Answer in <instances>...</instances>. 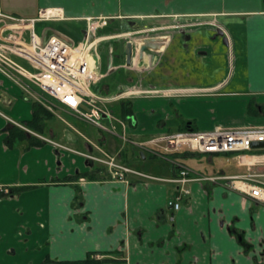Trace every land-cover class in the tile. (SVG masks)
<instances>
[{
	"label": "crops",
	"instance_id": "obj_1",
	"mask_svg": "<svg viewBox=\"0 0 264 264\" xmlns=\"http://www.w3.org/2000/svg\"><path fill=\"white\" fill-rule=\"evenodd\" d=\"M45 9H59L65 20L38 22L44 24L39 35L44 40L60 35L52 25L84 24L85 36L88 18L109 19L101 30L126 20L186 23L174 26V37L163 41L160 50L132 61L140 70L148 54L160 57L139 88L128 86L133 80L111 88L106 80L112 73L94 87L96 93L111 96L137 89V95L122 99L130 103V119L120 114L122 101L111 109L124 127L102 120L115 126L120 139L125 134L144 143L217 126H264V0H0V12L18 19L37 18ZM35 106L46 109L0 74V113L25 127L0 115V185L38 186L0 200V264H41L46 258L78 261L93 253L120 264H264V206L224 182L190 183L191 195L180 210L174 213L168 207L178 188L170 182L179 174L175 163H184L192 177L242 176L250 170L264 172L261 148L238 156L186 148L167 153L151 147L153 154L149 148L100 139L101 129L90 124L103 146L87 141L85 152L74 148V141L71 147L59 143L66 126L79 133L53 111L52 118L42 121L47 123L46 133L32 130ZM104 149L146 177L128 174L125 181L113 179L107 167L80 154L101 156ZM147 156L171 168L161 165L155 173L136 170L133 165L140 158L147 162ZM99 169L97 180L63 182Z\"/></svg>",
	"mask_w": 264,
	"mask_h": 264
},
{
	"label": "built area",
	"instance_id": "obj_2",
	"mask_svg": "<svg viewBox=\"0 0 264 264\" xmlns=\"http://www.w3.org/2000/svg\"><path fill=\"white\" fill-rule=\"evenodd\" d=\"M63 20H65L64 16L59 9L41 10L34 19H18L0 12V74L20 87L29 97L40 101L50 111H53L54 105L46 99V96L103 131L111 132L116 129L115 126L109 127L102 123L103 119L119 122L124 127V123L112 113L110 105L126 97L137 95L138 92L131 90L111 96L93 90V87L105 78L100 69L99 45L108 38L101 37L99 32L108 26L109 19H86L87 29L84 40L79 42L64 35H51L46 40L37 35L36 23ZM32 86L45 96L39 95ZM0 115L11 124L25 128L6 115L2 113ZM121 138L125 143L142 149L162 147L167 153H177L186 148L209 155L241 156L253 151L254 143H264V126L244 128L217 126L207 132L170 134L144 143L132 141L125 134ZM260 150L264 151V148ZM100 152V157L80 154L107 167L113 179L125 181L128 174L146 177L120 164L118 155H109L102 150ZM151 152L156 154L154 150ZM175 165L179 174L170 182L175 183L178 188L168 202V207L173 209L174 213L180 210L183 200L191 195L189 184L196 181L224 182L230 189L264 206V172L250 170L245 175L235 177H192V171L184 163L178 162ZM8 193L9 187L0 185V198ZM170 221H174V216ZM104 258L105 256L101 254L94 256L96 260Z\"/></svg>",
	"mask_w": 264,
	"mask_h": 264
},
{
	"label": "rangeland",
	"instance_id": "obj_3",
	"mask_svg": "<svg viewBox=\"0 0 264 264\" xmlns=\"http://www.w3.org/2000/svg\"><path fill=\"white\" fill-rule=\"evenodd\" d=\"M205 22H211L210 19L206 18ZM191 23V22H188ZM186 24L183 21L175 20V19H154V20H146V21H137V20H126L118 22L111 26L109 30H101L99 35L101 36H108L114 37L118 36V38H114L115 40H106L99 45V52L101 59L100 62V69L101 72L105 75L106 73H112L111 76L106 80L108 85L114 89V84H118L120 82H126V80H133L132 85L128 86H136L139 88L140 84L143 83L144 79H148L150 73L157 67L156 64L158 63L160 57L158 55H152L151 53L146 57V65L143 66L140 70L135 65L131 67L126 66V59H125V50L124 45L127 42H132L135 49L134 60L137 63L141 60L140 56L137 52H140V44L147 38H153L154 35H158L162 41L166 42L167 38H173V28L174 26H178L181 28L182 25ZM46 25V24H45ZM180 25V26H179ZM44 24L37 23L35 25V30L37 35H42V29ZM58 30L60 35H64L72 39L73 41H82L84 40V24L75 23L74 25H70V27L66 25H52ZM65 26V27H64ZM151 27H159L161 29H151ZM103 29V28H102ZM184 38L186 36H183ZM155 38V37H154ZM149 53V51H147ZM106 77V75H105ZM104 78L98 86L101 85L105 81ZM35 89V87H34ZM37 92L41 95V91L37 89ZM95 91V88L93 87ZM132 90V89H130ZM134 90V89H133ZM132 90V91H133ZM137 91V89H135ZM96 92V91H95ZM127 93V92H126ZM115 96L116 94L113 93ZM45 95H43L44 97ZM46 99L52 103V109L55 115L61 120L63 123L64 121L73 127L79 135L71 130L70 127L66 126L63 129L62 137L59 140L60 144H63L67 147H71L74 143V148L88 152L86 149V145H88L87 141L94 140L95 143L101 147L103 146L102 143L97 141V137L99 136L100 139L106 138L107 141H113L118 145L124 144V141L121 140L118 136H120V132L118 130H111V132L103 131L99 132L97 136V131L95 128L90 126V123L87 121L82 120L81 118L77 117L73 112L65 107L60 106L57 104L55 100L46 96ZM121 101V100H120ZM119 101V102H120ZM118 102L113 103L110 105V109L117 105ZM65 110V112H64ZM66 125V124H65ZM186 133V132H185ZM191 133V132H187ZM98 137V138H99ZM93 141V142H94ZM90 144V143H89ZM107 151L106 153L112 155V151L108 149H104ZM100 157V155H98ZM155 158H151L147 156V162L143 161L141 158L133 165V167L138 170L150 169L154 173L160 169L161 165H164L165 168L169 169L171 166L165 162L164 160H154ZM165 163V164H163ZM2 198H0L1 200ZM107 264V263H106Z\"/></svg>",
	"mask_w": 264,
	"mask_h": 264
},
{
	"label": "trees",
	"instance_id": "obj_4",
	"mask_svg": "<svg viewBox=\"0 0 264 264\" xmlns=\"http://www.w3.org/2000/svg\"><path fill=\"white\" fill-rule=\"evenodd\" d=\"M35 107L36 108H35V112H34V119L31 122H29V126L32 128V130L37 131V132H39L41 134L44 133V132L46 133V130H47L48 126H47V123H42V121H46V120L52 118L53 117V115L51 113L52 111L48 110L46 107H45L46 109H44V110H42V108L39 107V106H35ZM43 112L47 115L45 118H43V116L41 117ZM120 114L124 118L130 119V117L132 116V109H131V106H130L129 102L122 101L120 103ZM41 144H42V142H41ZM100 171H102V170L99 169V170H96V171H94L92 173H90V172L78 173L77 175H74L72 177L66 178L63 182H77L81 178H84V179H87V180H97L98 179L97 173L100 172ZM37 187L38 186L9 187V193L7 195H3L2 198L17 197L20 194H22L23 192H25L27 190H31V189H36ZM79 195H80V192H79ZM96 254L97 253L90 254V255H88V257L86 259L78 260V261H55V260H52L50 258H46L41 264H104V263L120 264V261H117L115 259H111V258H108V257H105L102 260H96V259H94V256ZM113 254H118V253H113Z\"/></svg>",
	"mask_w": 264,
	"mask_h": 264
},
{
	"label": "water",
	"instance_id": "obj_5",
	"mask_svg": "<svg viewBox=\"0 0 264 264\" xmlns=\"http://www.w3.org/2000/svg\"><path fill=\"white\" fill-rule=\"evenodd\" d=\"M219 35H223V31L219 30ZM92 40V38H91ZM164 45V42L160 38H147L142 42V46L140 47V58L144 56L147 51H158ZM134 56V46L132 42L126 43L125 48V57H126V66L131 67ZM254 149L264 148V143H254Z\"/></svg>",
	"mask_w": 264,
	"mask_h": 264
}]
</instances>
